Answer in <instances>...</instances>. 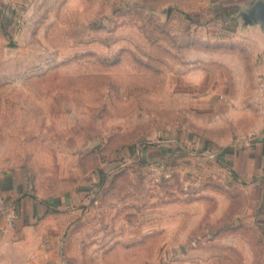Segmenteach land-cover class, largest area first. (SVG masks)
Masks as SVG:
<instances>
[{"label": "rangeland", "instance_id": "rangeland-1", "mask_svg": "<svg viewBox=\"0 0 264 264\" xmlns=\"http://www.w3.org/2000/svg\"><path fill=\"white\" fill-rule=\"evenodd\" d=\"M250 1L0 6V191L58 210L21 227L2 210L0 264H264V174L220 159L247 147Z\"/></svg>", "mask_w": 264, "mask_h": 264}, {"label": "crops", "instance_id": "crops-1", "mask_svg": "<svg viewBox=\"0 0 264 264\" xmlns=\"http://www.w3.org/2000/svg\"><path fill=\"white\" fill-rule=\"evenodd\" d=\"M20 0H0V6L3 7H10L15 5ZM258 38L256 42H258V50L256 51V57L253 59V71H252V77L254 79L255 76V89H256V79L259 73H264V33L259 29V32L256 33ZM246 66V64H240L239 68ZM243 69V68H242ZM242 73H239L238 75V87L243 83L245 86L247 77V69L244 67ZM252 94V96L249 98V101L247 98ZM255 94V90H252L250 95H239L236 99L233 100L234 103V112H236L235 118H242L246 121V125H244V128L241 127V131H246L248 134L250 132L255 133V139L252 143H248L247 147L244 148H237L234 150H224L220 154V159L224 160L223 163L228 164L227 167L232 170L233 178L236 179H250V180H261V174H264V116L259 111L257 121L255 124H249L247 121L249 119L251 110L248 104L255 105L253 102V96ZM231 103V106L233 105ZM256 106V105H255ZM254 106V107H255ZM233 107V106H232ZM257 107V106H256ZM255 107V108H256ZM232 109V110H233ZM258 111V110H257ZM238 116V117H237ZM236 134L235 137L237 139L240 138V136L243 135V133ZM246 133V132H245ZM234 137V138H235ZM233 138V139H234ZM5 182V181H3ZM23 185V182L18 185L16 183V180L12 178L8 183H3L0 191V214L2 213V210L5 208H8L9 204H13V208L16 209V215L20 218L18 220V223L20 227L21 224L24 223L25 225H29L30 221L35 218L39 220L41 216L43 218L48 217V215L52 213L58 212L55 208H50L49 205H47L48 209L45 210L46 204L41 201L37 202V200L31 196V194H28V191L26 189H23L21 186ZM7 186V187H4ZM19 188V189H17ZM10 189V190H9ZM18 190L17 194H14L11 197L8 194H11V191ZM16 195V196H15ZM15 196V197H14ZM13 202V203H11ZM15 203V204H14ZM19 227V226H18ZM47 235L48 233H43L42 235ZM44 240V239H43ZM51 243V241L49 242ZM13 246V245H12ZM20 264L21 262L16 259V262Z\"/></svg>", "mask_w": 264, "mask_h": 264}, {"label": "water", "instance_id": "water-1", "mask_svg": "<svg viewBox=\"0 0 264 264\" xmlns=\"http://www.w3.org/2000/svg\"><path fill=\"white\" fill-rule=\"evenodd\" d=\"M239 15L244 26L258 27L264 33V0H251Z\"/></svg>", "mask_w": 264, "mask_h": 264}, {"label": "built area", "instance_id": "built-area-1", "mask_svg": "<svg viewBox=\"0 0 264 264\" xmlns=\"http://www.w3.org/2000/svg\"><path fill=\"white\" fill-rule=\"evenodd\" d=\"M253 102L264 116V73H259L256 79V89L253 96ZM245 144L252 143L255 139V133H249L247 136L239 138Z\"/></svg>", "mask_w": 264, "mask_h": 264}]
</instances>
